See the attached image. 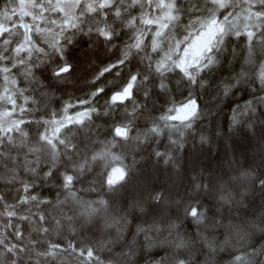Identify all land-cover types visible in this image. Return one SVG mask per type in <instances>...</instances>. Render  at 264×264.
<instances>
[{
    "label": "snow or ice",
    "instance_id": "1",
    "mask_svg": "<svg viewBox=\"0 0 264 264\" xmlns=\"http://www.w3.org/2000/svg\"><path fill=\"white\" fill-rule=\"evenodd\" d=\"M80 40L78 86L53 84ZM262 59L264 0H2L0 264H104L115 220L86 194L124 180L129 155L165 159L161 138L182 144L219 67L225 96L264 84ZM257 105L253 91L232 126Z\"/></svg>",
    "mask_w": 264,
    "mask_h": 264
},
{
    "label": "clouds",
    "instance_id": "2",
    "mask_svg": "<svg viewBox=\"0 0 264 264\" xmlns=\"http://www.w3.org/2000/svg\"><path fill=\"white\" fill-rule=\"evenodd\" d=\"M86 45L80 40L67 47L76 70L53 84L78 86L87 69L79 63ZM229 75L227 64L219 67L212 86L199 92L198 114L182 129V144L161 138L165 159L147 148L135 160L129 155L124 180L86 194L104 199L115 220L104 264H264V106L239 126L231 124L233 109L253 91L264 96V84L249 76L225 96L217 85ZM192 209H198L195 217Z\"/></svg>",
    "mask_w": 264,
    "mask_h": 264
},
{
    "label": "trees",
    "instance_id": "3",
    "mask_svg": "<svg viewBox=\"0 0 264 264\" xmlns=\"http://www.w3.org/2000/svg\"><path fill=\"white\" fill-rule=\"evenodd\" d=\"M0 2H2V0H0Z\"/></svg>",
    "mask_w": 264,
    "mask_h": 264
}]
</instances>
